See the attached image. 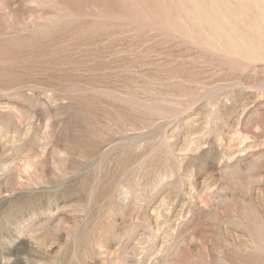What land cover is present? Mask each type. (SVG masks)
I'll return each mask as SVG.
<instances>
[{
    "label": "rangeland",
    "instance_id": "obj_1",
    "mask_svg": "<svg viewBox=\"0 0 264 264\" xmlns=\"http://www.w3.org/2000/svg\"><path fill=\"white\" fill-rule=\"evenodd\" d=\"M0 264H264V0H0Z\"/></svg>",
    "mask_w": 264,
    "mask_h": 264
}]
</instances>
